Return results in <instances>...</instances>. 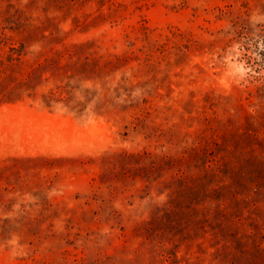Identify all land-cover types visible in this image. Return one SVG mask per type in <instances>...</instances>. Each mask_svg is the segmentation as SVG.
Here are the masks:
<instances>
[{"label": "rangeland", "instance_id": "rangeland-1", "mask_svg": "<svg viewBox=\"0 0 264 264\" xmlns=\"http://www.w3.org/2000/svg\"><path fill=\"white\" fill-rule=\"evenodd\" d=\"M0 264H264V0H0Z\"/></svg>", "mask_w": 264, "mask_h": 264}, {"label": "trees", "instance_id": "trees-1", "mask_svg": "<svg viewBox=\"0 0 264 264\" xmlns=\"http://www.w3.org/2000/svg\"><path fill=\"white\" fill-rule=\"evenodd\" d=\"M20 11H21V13H23L22 10H20ZM52 25H53L52 27H58L57 24L53 23ZM48 27H50V26H48ZM7 28H10L18 37V39L16 41H18L19 45L13 46L11 48L12 57H14V55L21 56L23 54V50H24L26 44L32 43L33 41H36L38 38L46 37L44 35H46V32H47V28H45L41 25L35 24L33 22H21L16 27L10 26ZM236 154H238V153H236ZM241 162H242V160L236 156L233 159H231V162L228 165L229 168L227 169V174L232 170L240 169ZM229 176H231V175H229Z\"/></svg>", "mask_w": 264, "mask_h": 264}]
</instances>
